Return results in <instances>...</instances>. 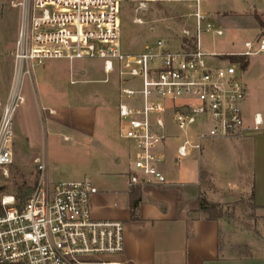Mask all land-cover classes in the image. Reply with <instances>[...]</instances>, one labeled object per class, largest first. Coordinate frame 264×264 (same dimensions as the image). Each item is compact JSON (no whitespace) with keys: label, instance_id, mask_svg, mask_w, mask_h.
Wrapping results in <instances>:
<instances>
[{"label":"built area","instance_id":"1","mask_svg":"<svg viewBox=\"0 0 264 264\" xmlns=\"http://www.w3.org/2000/svg\"><path fill=\"white\" fill-rule=\"evenodd\" d=\"M138 3L187 2L193 7L194 38L168 43L156 40L139 52H126L121 39V7ZM204 0H18L13 49L14 78L0 113V182L13 163V120L24 103L22 79L33 78L47 61L73 64L98 60L107 83H118V136L130 144L129 186L163 185L164 155L158 148L169 137L167 122L185 136L177 156L201 152L206 139L246 138L261 131L263 119L245 126L242 106L247 97L239 63L231 56L264 54V37L244 43L245 52L223 56L203 50L201 37H221L201 10ZM135 23L142 24L140 19ZM74 84V82H71ZM133 84V85H132ZM129 85V87H128ZM200 128L196 142L186 133ZM38 180L19 204L0 193V264H122L124 224L96 221L91 200L98 192L89 179L52 182L45 158L35 161ZM0 186L3 187L2 183Z\"/></svg>","mask_w":264,"mask_h":264},{"label":"rangeland","instance_id":"2","mask_svg":"<svg viewBox=\"0 0 264 264\" xmlns=\"http://www.w3.org/2000/svg\"><path fill=\"white\" fill-rule=\"evenodd\" d=\"M17 1L0 0V113L14 78L12 54L18 10L13 4ZM213 1L226 6L236 2ZM137 8L138 3L134 1H127L121 7L124 51L139 52L159 39L176 43L185 38L184 32L189 34L188 42L194 38L193 7L190 3H148L144 9ZM136 19H140L142 24L135 23ZM236 27L239 29L221 26V37L203 34V50L228 53L243 47L244 41L253 40L255 33L248 25L238 23ZM260 29L264 30V26ZM244 58L249 61L246 70L241 69L249 94L247 104L252 113H262L264 118V54ZM102 80L104 74L98 60H82L71 65L62 60L47 61L35 70L33 78L23 77L25 103L19 107L13 120V163L8 168V177L0 182L5 190L3 194H29V189H33L38 180L35 161L40 158L47 159V176L52 182L82 180L90 176L92 159L97 157V147L101 144L102 130L107 128L118 138V83L114 75L107 83ZM171 134L177 137L167 140L163 146L169 154L175 152V145L181 142L174 126ZM218 206L220 219L228 223L231 230L229 235L222 236V243L229 244V248L241 257L254 256L241 238H264V212L258 211L250 198H236ZM191 217L206 218L208 215L197 212Z\"/></svg>","mask_w":264,"mask_h":264},{"label":"crops","instance_id":"3","mask_svg":"<svg viewBox=\"0 0 264 264\" xmlns=\"http://www.w3.org/2000/svg\"><path fill=\"white\" fill-rule=\"evenodd\" d=\"M235 1L234 5L226 6L219 1L204 0L201 10L216 28L248 25L255 35L252 41L244 43L255 44L264 37L261 36L264 30L255 20V16L264 20V0ZM244 43L233 52L212 53L239 55L246 51ZM246 99L243 115L245 126L251 129L253 116L262 117V113H252ZM262 119L260 132L246 138L206 139L202 141L201 152L190 151L182 160L176 152L185 139L182 132L177 130L181 142L175 145V152L169 154L164 150L165 142L177 137L171 134L173 124L167 122L169 137L158 148L164 155L160 165L166 178L163 185L129 186L126 174L131 165L130 144L119 136L116 138L107 128L102 130L97 157L92 159L90 176L84 179H89L98 190L91 200L92 218L124 224V253L118 258L122 264H264V238L243 236L244 245L252 249L254 256L241 257L229 244L222 243V236L231 233L228 223L191 217L199 213L200 199L219 205L236 198H250L255 208L264 212ZM199 131L200 128L190 129L186 136L196 142ZM136 192L140 194V202L132 213L131 201Z\"/></svg>","mask_w":264,"mask_h":264},{"label":"trees","instance_id":"4","mask_svg":"<svg viewBox=\"0 0 264 264\" xmlns=\"http://www.w3.org/2000/svg\"><path fill=\"white\" fill-rule=\"evenodd\" d=\"M255 20L259 26V28H263L264 26V23L257 17L255 16ZM230 61L232 63H240L241 64V69L243 71L246 70V68L248 67V60L244 57H240V56H231L229 57ZM33 189H29L28 192L32 191ZM31 193V192H30ZM29 193V194H30ZM27 194V195H29ZM27 195H22V194H16L14 195L18 201L19 204H22L25 200V197ZM139 202H140V194L139 192L135 194V197L132 198V201H131V211L132 213H134L137 209H138V205H139ZM219 209V206L216 205V204H211V203H208L207 201H205L204 199H200L199 200V213H202V214H207L208 217H206L207 220H210V221H215L217 219H220L222 218L221 215H220V211H218ZM218 211V212H217ZM216 213L215 216H213V214Z\"/></svg>","mask_w":264,"mask_h":264},{"label":"water","instance_id":"5","mask_svg":"<svg viewBox=\"0 0 264 264\" xmlns=\"http://www.w3.org/2000/svg\"><path fill=\"white\" fill-rule=\"evenodd\" d=\"M4 190V188L2 186H0V193Z\"/></svg>","mask_w":264,"mask_h":264}]
</instances>
